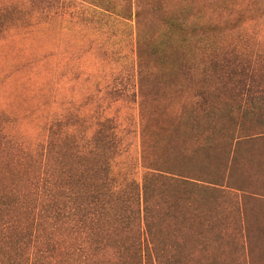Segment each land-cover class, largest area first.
Here are the masks:
<instances>
[{"label": "rangeland", "instance_id": "1", "mask_svg": "<svg viewBox=\"0 0 264 264\" xmlns=\"http://www.w3.org/2000/svg\"><path fill=\"white\" fill-rule=\"evenodd\" d=\"M182 22L214 31H177ZM0 24V116L12 144L33 155L49 141H66L65 150L77 146L85 154L106 122L121 138L120 155L111 162L123 176L143 170L141 83L159 95L147 105V133L164 150L174 130L188 128L190 115L183 109L199 108L215 53L226 62V75L243 67L254 87L264 77V0H0ZM140 32L143 48L157 53L143 62L137 58ZM212 91L205 100L220 103L223 113L245 101ZM254 113L264 121V106ZM260 120L255 117L254 124ZM215 139L202 161L211 173L221 171L224 193L215 192L214 209L199 206L211 227L222 223L215 228L222 237L209 254L218 264H264V144L243 143L234 155L227 138ZM174 143L180 149L186 141ZM227 152V169L210 159H226ZM8 175L2 171L0 177ZM245 180L260 190L245 196L231 189ZM194 191L192 204L202 199L201 190Z\"/></svg>", "mask_w": 264, "mask_h": 264}, {"label": "trees", "instance_id": "2", "mask_svg": "<svg viewBox=\"0 0 264 264\" xmlns=\"http://www.w3.org/2000/svg\"><path fill=\"white\" fill-rule=\"evenodd\" d=\"M141 15L138 10L135 17ZM175 27L180 32L214 31L185 22ZM138 38L139 62L157 56L155 49L150 53L151 48H143L141 32ZM208 64L212 74L203 79L206 88L200 93L198 114L183 109L195 133L190 137L188 128L174 130L164 150L147 133V105L158 102L159 95L141 83L142 174L123 176L113 170L111 160L120 155L122 143L109 123H103L85 154L74 145L65 150L66 141L52 140L30 155L12 144L0 116V174L9 173L0 177V264H218L209 246L222 237V230H215L222 223L211 227L209 215L199 206L215 208L210 201L217 203L216 193L223 192L221 171L211 173L202 160L207 148L216 146L215 138H227L234 155L243 143L264 144V121L254 113L264 106V77L254 87L253 76L243 67L226 75V62L217 53ZM211 89L214 95L228 92L245 101L228 105L230 111L223 113L220 103L207 104ZM257 116L260 123L255 125ZM179 138L186 143L177 149L174 141ZM225 156L210 159L227 169L229 152ZM246 180L231 189L245 196L260 190ZM193 189L201 190L199 203L192 204Z\"/></svg>", "mask_w": 264, "mask_h": 264}]
</instances>
